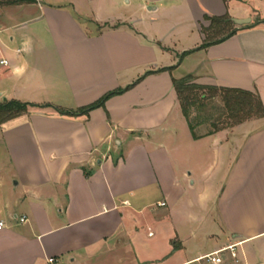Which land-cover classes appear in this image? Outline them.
I'll return each instance as SVG.
<instances>
[{
  "label": "crops",
  "instance_id": "crops-1",
  "mask_svg": "<svg viewBox=\"0 0 264 264\" xmlns=\"http://www.w3.org/2000/svg\"><path fill=\"white\" fill-rule=\"evenodd\" d=\"M207 17L249 23L199 50ZM0 30V105L41 107L0 125L16 186L0 264H207L238 244L249 264L245 246L264 239V119L195 139L173 81L264 106V0H37L0 8ZM119 90L88 116L50 108Z\"/></svg>",
  "mask_w": 264,
  "mask_h": 264
},
{
  "label": "trees",
  "instance_id": "trees-1",
  "mask_svg": "<svg viewBox=\"0 0 264 264\" xmlns=\"http://www.w3.org/2000/svg\"><path fill=\"white\" fill-rule=\"evenodd\" d=\"M224 1L227 2L229 0ZM32 4H37V0H0V8ZM205 20L210 24L208 28H202L201 32L203 34L204 40L199 50L220 44L237 33V31L234 29V22L227 17H207ZM187 54L189 53H185L183 56ZM165 71H171V69H165ZM173 85L178 95L182 113L187 120L189 128L195 139L198 138V136L195 134V130L197 127L201 126V123L197 124V126L193 125L191 121V110L197 106H199V108L205 109L206 102L217 97L220 99L223 105L222 115L219 120H216L211 125L213 130L212 132H209L208 135L214 134L221 130L233 128L247 121L264 119V106L260 98L254 93L239 89L199 86L194 83V79L191 76L181 80H174ZM130 88L131 87L128 89ZM201 91L210 93V97L207 99L206 94H197V92ZM123 92L124 91L119 90L109 93L98 102L76 112H69L53 107L50 108L54 109L60 116L63 117L88 116L91 111L98 108H103L107 100L114 96L120 95ZM47 107L49 108V106ZM39 108L41 107L33 104L21 103L18 101L5 102L0 105V125L23 115H27L31 110Z\"/></svg>",
  "mask_w": 264,
  "mask_h": 264
},
{
  "label": "rangeland",
  "instance_id": "rangeland-1",
  "mask_svg": "<svg viewBox=\"0 0 264 264\" xmlns=\"http://www.w3.org/2000/svg\"><path fill=\"white\" fill-rule=\"evenodd\" d=\"M206 94L207 99L210 97L208 92H197V94ZM223 105L217 97L211 101L206 102L205 109L199 106L191 110V121L193 125L201 123V126L195 130L196 136L205 135L212 132V124L221 118ZM13 169L8 160V154L4 147L1 133H0V217L7 219L5 215V205L12 203V197L15 193V181H13ZM8 220V219H7ZM246 259L249 264H257V262L264 261V239L251 242L246 245L244 250ZM247 252V253H246Z\"/></svg>",
  "mask_w": 264,
  "mask_h": 264
},
{
  "label": "built area",
  "instance_id": "built-area-1",
  "mask_svg": "<svg viewBox=\"0 0 264 264\" xmlns=\"http://www.w3.org/2000/svg\"><path fill=\"white\" fill-rule=\"evenodd\" d=\"M1 34V30H0ZM0 65L7 66L8 63L6 61H1ZM164 206V204H162ZM26 219L21 218L20 223H25ZM5 228V224L3 222H0V231ZM241 244L238 245H228L225 248L221 249L220 251H217L215 253H212L210 255H207L203 257L201 260L204 261L207 264H224L228 260L231 261L233 264H240L241 259L239 257V254L237 253V248H239ZM50 263H53V260L49 261Z\"/></svg>",
  "mask_w": 264,
  "mask_h": 264
},
{
  "label": "water",
  "instance_id": "water-1",
  "mask_svg": "<svg viewBox=\"0 0 264 264\" xmlns=\"http://www.w3.org/2000/svg\"><path fill=\"white\" fill-rule=\"evenodd\" d=\"M234 23L237 25H245V24L249 23V21H234Z\"/></svg>",
  "mask_w": 264,
  "mask_h": 264
}]
</instances>
